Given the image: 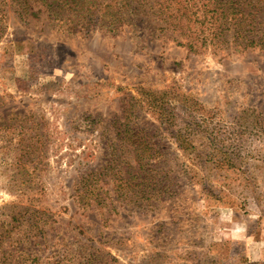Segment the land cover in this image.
Returning a JSON list of instances; mask_svg holds the SVG:
<instances>
[{
    "label": "rangeland",
    "instance_id": "1",
    "mask_svg": "<svg viewBox=\"0 0 264 264\" xmlns=\"http://www.w3.org/2000/svg\"><path fill=\"white\" fill-rule=\"evenodd\" d=\"M20 2L0 0V264H264V49L68 34Z\"/></svg>",
    "mask_w": 264,
    "mask_h": 264
},
{
    "label": "trees",
    "instance_id": "2",
    "mask_svg": "<svg viewBox=\"0 0 264 264\" xmlns=\"http://www.w3.org/2000/svg\"><path fill=\"white\" fill-rule=\"evenodd\" d=\"M34 4L42 9L36 11ZM20 5L37 18L44 9L47 19L68 34L103 31L119 35L130 28L142 36L146 32L170 36L178 46L187 47L191 52L220 57L264 49V0H21ZM144 131L134 138L141 140L136 143L146 150L150 142L140 138ZM125 132L130 134L128 130ZM150 158L137 153L139 172L146 169ZM128 167L130 172L133 169L130 162ZM129 175L128 182L132 184L134 176L131 172ZM10 239L5 253L37 255L27 251L35 248V239L28 245L21 239Z\"/></svg>",
    "mask_w": 264,
    "mask_h": 264
}]
</instances>
